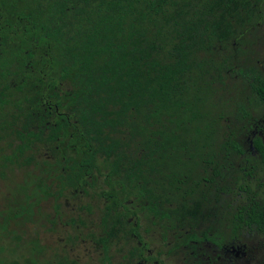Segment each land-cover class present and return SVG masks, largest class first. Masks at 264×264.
Returning <instances> with one entry per match:
<instances>
[{"label": "trees", "instance_id": "1", "mask_svg": "<svg viewBox=\"0 0 264 264\" xmlns=\"http://www.w3.org/2000/svg\"><path fill=\"white\" fill-rule=\"evenodd\" d=\"M255 32L264 42V0H0V140L10 147L0 148V168L35 164L34 143L49 145L56 159L40 170L45 177L31 178V190L58 198L99 157L144 216L176 227L167 250L199 240L180 228L233 192L238 172L250 174L252 152L264 167V56L254 55ZM228 79L238 91L231 103L216 95ZM63 140L75 148L66 162L53 145ZM261 185L220 212L229 231L207 226L202 238L219 246L243 226L264 235ZM23 199L14 194L15 214L27 209ZM115 205L100 218V264H111L108 248L128 230ZM139 260L133 247L117 264Z\"/></svg>", "mask_w": 264, "mask_h": 264}, {"label": "rangeland", "instance_id": "2", "mask_svg": "<svg viewBox=\"0 0 264 264\" xmlns=\"http://www.w3.org/2000/svg\"><path fill=\"white\" fill-rule=\"evenodd\" d=\"M255 34L258 41L252 48L255 57L261 59L264 56V42L259 37L260 33ZM246 37L251 38V35L247 34ZM244 60L245 57H242L241 61ZM226 83V88L219 90L216 95L220 96L221 101L231 103L238 98V91L231 79ZM6 110L14 111L11 108ZM252 115L257 116L258 113L253 111ZM239 137L248 139L243 134ZM53 145L57 148L61 162L74 156V145L65 140ZM245 145L247 146V142ZM0 148L3 153L10 151L5 140H0ZM33 150L35 164H11V168H0V210L3 212L0 214V264H55L65 259L71 261L70 264H100L102 251L95 238L100 233L99 222L104 207L113 198L116 202L113 212L121 217V227L128 230L118 233L120 239L108 248L111 264L120 262L122 254L133 247L140 248L147 264L157 260L162 264H264V235L253 226H243L238 230V241L244 244V254L239 257L228 259L210 242L197 243L193 252L187 247L181 248L182 246L167 250L175 242L173 234L176 227L144 216L140 202L132 196L124 197L114 178L105 175V168L99 157L96 158L97 167L83 179H79L76 186L66 187L63 196L44 198L41 193L31 190V178L42 175L45 177L46 173L42 174L40 170L45 168V162L53 165L56 158L45 143H34ZM242 164L243 162L240 163ZM244 170H249L250 174L238 172L243 179L235 180L231 194H221L211 201L210 208L205 210L202 207L195 212V223L190 227L183 225L181 231L198 235L207 226L214 232L229 231L230 223L220 217V212H232L247 203L252 192L260 194L261 184L264 182V167L257 162L254 152ZM50 172L52 173L51 170ZM238 182L246 183L247 191L237 189ZM15 193L21 199L24 198L21 203L24 208L28 206L27 211L15 214L19 211V204L14 201ZM6 208L10 210L7 212ZM205 211H209L208 217L204 215ZM3 214L7 216L3 218ZM132 228L135 230H131ZM206 231L211 233L207 229Z\"/></svg>", "mask_w": 264, "mask_h": 264}, {"label": "flooded vegetation", "instance_id": "3", "mask_svg": "<svg viewBox=\"0 0 264 264\" xmlns=\"http://www.w3.org/2000/svg\"><path fill=\"white\" fill-rule=\"evenodd\" d=\"M185 232H187V231L185 230ZM203 233H204V231H201V233L198 235L194 234L195 236L198 237L199 240H192L190 243L188 242L185 246L182 245L181 248L187 247L188 249H190V252H191L197 243L210 242L214 247H216L219 251H221L223 256H226L228 259L234 258V257H239V256H242L244 254V244L242 245L241 249L238 248L240 246L239 241H238V236H237L236 240H231V241L227 240L224 244L221 243L219 246H217L211 240H207V239L202 238ZM240 251L242 252V254H240ZM148 258H150V257H148ZM138 263L139 264H147V262L145 261V257H142L141 252H140V260ZM152 264H162V263L157 260Z\"/></svg>", "mask_w": 264, "mask_h": 264}, {"label": "water", "instance_id": "4", "mask_svg": "<svg viewBox=\"0 0 264 264\" xmlns=\"http://www.w3.org/2000/svg\"><path fill=\"white\" fill-rule=\"evenodd\" d=\"M238 248H239V249H241V247H240V246H239ZM240 254H242V252H241V251H240Z\"/></svg>", "mask_w": 264, "mask_h": 264}]
</instances>
